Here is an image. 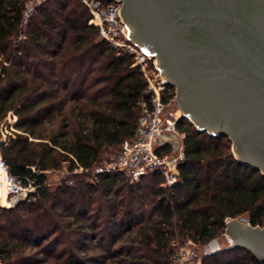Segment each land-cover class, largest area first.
<instances>
[{
    "label": "trees",
    "instance_id": "16d2710c",
    "mask_svg": "<svg viewBox=\"0 0 264 264\" xmlns=\"http://www.w3.org/2000/svg\"><path fill=\"white\" fill-rule=\"evenodd\" d=\"M27 1L0 0V124L17 116L0 153L11 174L36 185L0 207L2 264H175L177 241L202 248L226 232L228 218L264 225V173L233 155L229 135L187 117L174 185L158 173L132 181L108 172L52 186L44 171L93 168L135 135L147 79L131 55L100 38L82 0H44L25 23ZM202 263L264 259L231 246Z\"/></svg>",
    "mask_w": 264,
    "mask_h": 264
},
{
    "label": "water",
    "instance_id": "95a60500",
    "mask_svg": "<svg viewBox=\"0 0 264 264\" xmlns=\"http://www.w3.org/2000/svg\"><path fill=\"white\" fill-rule=\"evenodd\" d=\"M121 1L128 36L177 85L185 115L229 135L236 157L264 173V0ZM226 222L232 246L263 260L264 225Z\"/></svg>",
    "mask_w": 264,
    "mask_h": 264
},
{
    "label": "built area",
    "instance_id": "2783aa9c",
    "mask_svg": "<svg viewBox=\"0 0 264 264\" xmlns=\"http://www.w3.org/2000/svg\"><path fill=\"white\" fill-rule=\"evenodd\" d=\"M42 1H27L23 13L25 23L36 13L37 6ZM82 1L91 13L88 22L99 28L100 37L109 45L117 48L118 54L131 55L132 65L139 66L144 73L147 79L145 92L149 95V100L142 103V114L135 135L124 139L121 149L110 160L93 168L85 169L78 166L74 171L86 174L89 181L93 183L99 181L100 176L108 172H123L132 181H138L145 175L158 173L163 177L164 186L174 185L179 179L180 165L186 155L183 142L184 133L180 132L178 124L183 117L187 116L184 111L178 112L170 105L174 95L173 83L164 80L155 55L145 52L128 36L125 21L120 12L123 6L121 0ZM150 63H152L151 68ZM12 114L16 121V115L13 112L9 115ZM0 170L4 174L9 197H17L25 193L27 198L35 191L36 185L32 178L18 177L9 172L1 153ZM214 244H216L215 248ZM219 250L217 239L205 245L202 255L193 243L178 246L173 255V261L175 264H203L202 260L205 256Z\"/></svg>",
    "mask_w": 264,
    "mask_h": 264
},
{
    "label": "rangeland",
    "instance_id": "374dc122",
    "mask_svg": "<svg viewBox=\"0 0 264 264\" xmlns=\"http://www.w3.org/2000/svg\"><path fill=\"white\" fill-rule=\"evenodd\" d=\"M40 4L37 6L36 12H37L38 7L40 6ZM99 36H100V33H99ZM154 57L156 58V56H154ZM149 67L150 68L152 67V63L149 64ZM173 90H174V95H173V98L170 101V105L173 108H175L178 112H183L184 110L182 109L180 102L177 100V85L174 84V83H173ZM16 119H17V116H16ZM15 122L16 121H15V118H14L13 114L9 115L6 119H4V121L0 124V140L8 141L10 139V137H14L15 128L13 127V125H14ZM193 124L196 126L195 123H193ZM231 151H232L233 155L236 157L237 154L235 152L233 140H232ZM114 154H116V152L110 154L107 157V160H110L111 157ZM46 174L48 175V181H49V183L52 186L61 184L62 182L74 183L76 181V178H77V177H75V174H79L80 176L82 175V176H84L86 178V180L89 181L88 176L86 174L79 173V172H76V171H71L68 163L67 164H63V167H61L60 169L49 170L48 173H46ZM80 176H78V177H80ZM20 195L21 196H17V197L16 196H12V197L8 196V200L11 203L10 206H13V205L17 204L18 202L26 199L25 193H22ZM217 241H218V244L220 246V250L224 249V248L231 247L232 244H233V240L231 239V237L226 235V232L221 237L217 238ZM191 243H192L191 241H186V242L177 241V247L178 246H187V244H191ZM196 248L198 249L199 254L202 255L203 252H204L205 246L202 247V248L196 246Z\"/></svg>",
    "mask_w": 264,
    "mask_h": 264
},
{
    "label": "bare ground",
    "instance_id": "6f19581e",
    "mask_svg": "<svg viewBox=\"0 0 264 264\" xmlns=\"http://www.w3.org/2000/svg\"><path fill=\"white\" fill-rule=\"evenodd\" d=\"M0 204L5 207L11 205V203L8 200V188L5 182L4 174L1 170H0ZM213 246L215 248L216 244H214Z\"/></svg>",
    "mask_w": 264,
    "mask_h": 264
},
{
    "label": "flooded vegetation",
    "instance_id": "af4514ba",
    "mask_svg": "<svg viewBox=\"0 0 264 264\" xmlns=\"http://www.w3.org/2000/svg\"><path fill=\"white\" fill-rule=\"evenodd\" d=\"M122 4H123V2H122ZM177 100H178V97H177ZM179 101V100H178Z\"/></svg>",
    "mask_w": 264,
    "mask_h": 264
}]
</instances>
